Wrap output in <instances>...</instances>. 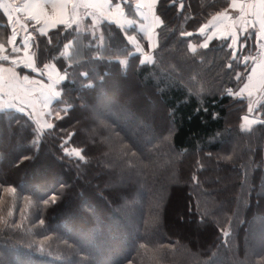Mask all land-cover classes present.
Instances as JSON below:
<instances>
[{
	"label": "trees",
	"instance_id": "16d2710c",
	"mask_svg": "<svg viewBox=\"0 0 264 264\" xmlns=\"http://www.w3.org/2000/svg\"><path fill=\"white\" fill-rule=\"evenodd\" d=\"M227 4L157 0L148 63L110 23L102 45L73 26L33 33L38 67L68 75L52 128L0 110V264H264V123L241 134L247 101L225 91L254 34L237 62L229 39L196 33Z\"/></svg>",
	"mask_w": 264,
	"mask_h": 264
},
{
	"label": "snow or ice",
	"instance_id": "6c2138e0",
	"mask_svg": "<svg viewBox=\"0 0 264 264\" xmlns=\"http://www.w3.org/2000/svg\"><path fill=\"white\" fill-rule=\"evenodd\" d=\"M47 0H22V3H17L15 0H0V9L3 11V15L6 16L8 21V26H10L11 32L8 34L5 32L4 39H0V94L4 96H10L12 98V103L10 106H15L20 112H24L26 109L30 108L32 111L29 112V117L35 116L37 122H39V117L41 115H51L54 109H51L48 112L43 110L37 111V106L34 101L26 99L32 92L37 88L39 89L40 96L43 98V103L45 107L50 108V101L53 98L61 97L62 93L57 91L53 85L59 81L64 80L67 77V72L63 76L57 73V79L53 80L51 75V70L54 69V65L45 63L43 68H39L34 54H30L29 50L33 47H39L41 42H37L36 38L33 36V33L39 32L41 36H48V33L45 31L48 27H56L57 24L64 25L65 28L71 27V24L74 22L71 19H66L64 15L57 17L54 13L49 15L43 10L42 4L46 3ZM157 0H147L148 10L147 12L141 11V8L144 6V0H139L135 4V10L139 16L145 20L149 21L151 19V24L162 23L159 16L155 15L153 11ZM81 5L85 8V15H91L93 20V26L97 27V21L100 19L112 20L113 10L115 13L121 17L125 16V8L131 9L133 4L130 0H122V2L113 3V0H80ZM53 9H55L56 4H52ZM76 7V3H73V8ZM228 8L237 10L239 15L236 16L235 20L232 21V30L227 32V34L221 32L219 35L223 36L225 39L228 36L231 37V43L228 44L229 48L234 49L233 59L237 62H240L241 57L235 52V49L239 45L243 48L244 41L251 39L253 34H255L257 40V50L258 54L253 56L251 52L248 55L242 57V60L245 65V69L249 67L247 61L251 60V71L248 73L246 80L243 81L241 73H236L237 81L243 83V87L239 88V91H233L232 89H226L228 95H232L239 98H244V94L247 93L248 98V111H254V105L264 101V0H232L230 4H227L224 7V11L217 14V17L214 18V21L220 20H231V17L227 15ZM91 9V11H89ZM78 19V18H77ZM35 22L32 24L31 22ZM129 24L136 23L134 20H128ZM36 25H43L42 27L37 28ZM210 25L215 28L216 25L213 22H210ZM258 25V29L256 26ZM209 25H205L200 29L201 34H204L205 29ZM249 27L256 29L255 33L248 31ZM31 29V30H30ZM141 29L144 30V26L141 25ZM245 33L243 40H241L238 33ZM56 35H59L57 33ZM181 35H190V33H181ZM213 35H217V32L214 31L212 35H208L205 39L203 47H208V41L212 39ZM20 39V44L22 48L17 46V38ZM149 40L151 41L152 36L149 34ZM65 39H68L65 37ZM130 43H132L137 51H142L139 44L136 43L134 37H129ZM48 44H52L53 40L51 38L47 41ZM71 40H69V44ZM6 45H11V53L5 51ZM65 48L68 47V44L64 45ZM189 47H192L191 45ZM195 51V48H192ZM23 51L24 56L21 57L19 53ZM63 55V53L61 54ZM55 59V56L52 57ZM10 61L9 67L5 69L3 62ZM23 65L24 68L30 69L32 72H38L41 78L47 76L48 83L45 84L44 80H35L29 75H19L15 68L17 65ZM229 68H232L233 65L230 63ZM259 69V73H258ZM5 72L8 74V81H5ZM86 75V73H82ZM7 84L8 91L5 92V85ZM34 87H29V86ZM253 89H256L261 93L260 100L253 99ZM59 102H63L58 100ZM59 113H57V116ZM245 120H248V117H244ZM49 128H52V124L47 125ZM78 156L81 159L84 157L78 152ZM231 157H224V159H230ZM58 197L52 196L51 201L56 203ZM225 236L228 235L227 232L224 233Z\"/></svg>",
	"mask_w": 264,
	"mask_h": 264
},
{
	"label": "crops",
	"instance_id": "0c3cea01",
	"mask_svg": "<svg viewBox=\"0 0 264 264\" xmlns=\"http://www.w3.org/2000/svg\"><path fill=\"white\" fill-rule=\"evenodd\" d=\"M231 1V0H230ZM15 2L17 3H22V0H15ZM76 3V7L73 8V3ZM118 2H122V0H113V3H118ZM130 2L133 4V7L130 9V12L132 13V15H127L126 11H125V16L121 17L119 15H117L115 13V11L113 10V15H112V20H108V19H100L97 21V27L93 26V20H92V16L91 15H85V8L81 5L80 0H47L46 3L42 4L43 10L45 12H47L49 15L51 14H55L57 17L64 15L66 19H71L74 22L71 24V26L75 27L77 29V31L80 32H85V31H90V32H94L95 28L96 31L99 34H102V23L106 22V23H110L115 25L116 27H119L121 29H125V30H133V33L130 34L128 36V40L129 37H134L136 40V43L139 44L140 48L142 49V51H137L136 47L131 43V45L135 48V50L141 55L140 58V62L141 63H148L151 61L152 55L151 52L152 50L155 48L156 46V31L158 29V27L161 25V23L159 24H151V19L149 21H145L143 20L139 14L136 12L135 10V4L137 2H139V0H130ZM55 3L56 7L55 9H53L52 4ZM157 3V2H156ZM156 5V4H155ZM148 10V3L147 0H144V6L141 8V11H145L147 12ZM155 10V7L153 9V11ZM89 11H91V9H89ZM155 12V11H154ZM156 15V14H155ZM227 15L229 17H231V20H220V21H214V18L217 17V15L213 16L207 23L203 24L198 30H197V34L201 37L202 41L200 43V46L203 47V44L205 42V39L208 35H212V33L214 31L217 32V35H213L212 39L208 41V44L215 39H223L224 37L219 35V33L223 32L225 34H227V32L232 30V21L235 20L236 16L239 15L237 10H232V9H228L227 10ZM157 16V15H156ZM78 18V19H77ZM128 20H134L136 21V23L133 24H129ZM161 20V19H160ZM210 22L215 23L216 27L213 28L210 25ZM32 24H35V22H31ZM62 24H57V26H61ZM141 25L144 26V30L141 29ZM205 25H209L206 29L204 34H201L200 29L203 28ZM43 25H36L37 28L42 27ZM64 26V25H62ZM88 28H87V27ZM55 28V27H54ZM53 27H48L45 29L46 32L50 31L51 29H54ZM94 29V30H93ZM256 29H258V25L256 26ZM256 29L249 27L248 31H252L253 33H255ZM31 30V29H30ZM7 32L8 34H10L11 29L10 26H8V21L6 16L3 15V11L2 9H0V39H4V33ZM39 33V32H38ZM149 34H151L152 39L151 41L149 40ZM238 35L240 36L241 39L244 38L245 33H238ZM103 39V38H102ZM230 40L231 43V37L228 36V38ZM130 42V41H129ZM103 43V42H102ZM101 43V45H102ZM257 40L254 34V49H253V56L258 54V50H257ZM17 46L22 48V44H20V39L19 37L17 38ZM192 47H190V50H192V48H195V50L199 47L191 45ZM11 45H6L5 51L7 53H11ZM240 49H242L239 45L237 46V48L235 49V51H239ZM193 51V50H192ZM30 54H34L33 48H31L29 50ZM19 55L21 57H23L25 54L23 51H21L19 53ZM35 57V55H34ZM248 62V71L247 74L245 76L244 82H247L246 77L248 75V73H250L251 71V64L252 61L249 60ZM10 61L8 62H3V66L5 67V69H7L9 67ZM19 67H23V65H17L15 68V71L23 76V75H27V74H21L18 72V68ZM57 73L60 75V72L58 71V69L56 67H54V69L51 70V75H52V79L56 80L57 79ZM258 73H259V69H258ZM5 77H8L7 72H5L4 74ZM34 77V76H33ZM47 77V76H45ZM243 87V83L240 84V86L238 87V89L236 91H239V88ZM260 96L261 93L259 91H257L256 89H253V99L254 100H260ZM241 99H245L247 101L248 104V98H247V93L244 94V98ZM55 100V98H54ZM54 102V101H53ZM52 102V103H53ZM52 105V104H51ZM263 109L264 107V101H261L258 104L254 105V111H259L260 109ZM247 115L251 116L252 112H249L247 109Z\"/></svg>",
	"mask_w": 264,
	"mask_h": 264
},
{
	"label": "rangeland",
	"instance_id": "374dc122",
	"mask_svg": "<svg viewBox=\"0 0 264 264\" xmlns=\"http://www.w3.org/2000/svg\"><path fill=\"white\" fill-rule=\"evenodd\" d=\"M91 35L97 37V39L99 41V45H101V43L103 42L102 41L103 36H102V34H99L96 31V28H95L94 32H91ZM33 78L35 80H41V79H43L45 84H47L49 82L48 81V77H43V78H41V77H33ZM8 79H9V77H5V81H8ZM29 87L31 88V87H34V86H31L30 85ZM53 87L57 91H59L58 90L59 82L58 83H55L53 85ZM4 90H5V92L8 91L7 84L5 85V89ZM26 99L31 100V101H34L36 103L37 111L43 110L44 112H48L51 109H54L55 110V111L52 112L51 115H41L39 117V122H37V119L35 118V116L29 117V112L32 111L30 108L26 109L24 112H21V113L25 114L26 116H28L35 123L38 131H40V132H42V131H44V129L48 128L47 125L48 124H51V119L52 118H58L60 116V114H61V111L62 110L57 109V108H52V106H51L52 102L54 101V98L50 101V108L44 106L43 98L40 96V92H39V89L38 88L34 92H32L29 96H27ZM134 101H136V100H134ZM11 103H12V98L10 96H4L3 94H0V110H2V109H8V110L9 109H14V110L20 112L17 107L10 106ZM149 105H150L149 106V112L157 108V105H156L155 102L154 103H150ZM259 109H260V112L255 110L252 113H249V114H251V117L261 119L260 118V115H261L262 109L260 107H259ZM57 113H59L58 116H57ZM65 152L70 157H72L74 159H81L80 156L77 155L78 152L80 153V151H78V150H73L72 148L67 147V148H65Z\"/></svg>",
	"mask_w": 264,
	"mask_h": 264
},
{
	"label": "water",
	"instance_id": "95a60500",
	"mask_svg": "<svg viewBox=\"0 0 264 264\" xmlns=\"http://www.w3.org/2000/svg\"><path fill=\"white\" fill-rule=\"evenodd\" d=\"M232 2V0L230 1V3ZM237 2H239V0H237ZM180 8H182V4L179 5ZM232 9V8H230ZM234 10V9H232ZM247 116L248 120H245L244 117ZM264 123L263 120L258 119V118H254L248 115H244L241 117V121L239 124V132L241 134H250L252 132V130L257 127L258 125H262Z\"/></svg>",
	"mask_w": 264,
	"mask_h": 264
}]
</instances>
